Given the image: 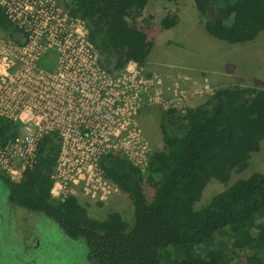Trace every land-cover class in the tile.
<instances>
[{
	"label": "trees",
	"instance_id": "trees-1",
	"mask_svg": "<svg viewBox=\"0 0 264 264\" xmlns=\"http://www.w3.org/2000/svg\"><path fill=\"white\" fill-rule=\"evenodd\" d=\"M194 1L207 32L220 41L246 44L264 31V0ZM148 4L69 0L66 6L70 16L85 20L102 69L114 73L149 60L154 22L145 16ZM179 21V14L170 12L161 26L172 29ZM21 34L0 7V35L17 39ZM162 133L164 149L149 155L146 175L122 157L101 159L106 178L131 198V220L119 212L97 220L77 197L53 198L61 150L57 133L42 139L20 181L3 172L0 179L13 204L45 215L68 238L84 240L91 264H232L225 239L254 252L249 264H264V174L228 186L232 172L246 171L252 154L261 150L264 91L246 97L240 87L217 89L199 106L165 111ZM15 138L13 123L0 117V145ZM212 180L228 188L197 209Z\"/></svg>",
	"mask_w": 264,
	"mask_h": 264
},
{
	"label": "built area",
	"instance_id": "built-area-1",
	"mask_svg": "<svg viewBox=\"0 0 264 264\" xmlns=\"http://www.w3.org/2000/svg\"><path fill=\"white\" fill-rule=\"evenodd\" d=\"M0 7L22 31L17 39L0 35V117L16 134L0 145V171L20 181L42 139L57 133L53 198L65 202L75 187L106 202L119 187L106 178L102 157L119 156L147 172L151 151L139 112L155 105L182 110L190 98L185 82L150 78L134 62L114 73L102 69L85 20L70 16L60 0H0Z\"/></svg>",
	"mask_w": 264,
	"mask_h": 264
},
{
	"label": "rangeland",
	"instance_id": "rangeland-1",
	"mask_svg": "<svg viewBox=\"0 0 264 264\" xmlns=\"http://www.w3.org/2000/svg\"><path fill=\"white\" fill-rule=\"evenodd\" d=\"M69 0H60L67 9ZM176 11L180 21L172 29L164 30L161 21ZM145 16H153L154 28L148 32L154 48L147 64L141 69L148 77L185 82L190 95L182 110L206 102L217 89L240 87L245 96L264 91V31L250 43L229 44L212 37L205 28L194 0H149ZM200 70H202L200 72ZM204 72L205 74H203ZM163 106H146L139 112V124L150 145V153L164 149L162 122ZM1 172V171H0ZM264 174V141L260 152L253 153L249 167L241 174L232 172L228 186L246 180L253 174ZM147 172H143L146 175ZM228 186L212 180L205 189L197 209L207 206ZM106 202H94L79 189L71 192L89 215L104 220L111 212H119L125 219L133 217L132 201L128 193L116 188ZM226 253L232 264H249L254 252L235 247L225 239ZM0 264H91L84 240L68 238L62 228L45 215L16 206L10 201L9 190L0 179Z\"/></svg>",
	"mask_w": 264,
	"mask_h": 264
},
{
	"label": "crops",
	"instance_id": "crops-1",
	"mask_svg": "<svg viewBox=\"0 0 264 264\" xmlns=\"http://www.w3.org/2000/svg\"><path fill=\"white\" fill-rule=\"evenodd\" d=\"M202 70H200V72H201ZM203 74H205L204 72H202Z\"/></svg>",
	"mask_w": 264,
	"mask_h": 264
}]
</instances>
